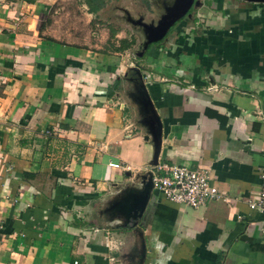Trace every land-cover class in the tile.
<instances>
[{"label": "crops", "instance_id": "1", "mask_svg": "<svg viewBox=\"0 0 264 264\" xmlns=\"http://www.w3.org/2000/svg\"><path fill=\"white\" fill-rule=\"evenodd\" d=\"M47 1H0V264H264L247 205L264 168V0L192 2L161 38L145 28L140 64L41 36ZM156 161L206 169L220 197L167 201Z\"/></svg>", "mask_w": 264, "mask_h": 264}, {"label": "rangeland", "instance_id": "2", "mask_svg": "<svg viewBox=\"0 0 264 264\" xmlns=\"http://www.w3.org/2000/svg\"><path fill=\"white\" fill-rule=\"evenodd\" d=\"M170 1L173 0H146V3L143 0H104L103 7L93 14L87 11L83 0H48V4L45 5V15L42 17L44 27L41 36L74 46L88 48L98 46L99 48L106 41L107 26L111 25L117 29L116 39L133 37L135 40L131 47L119 54L123 55V61L130 62V58L132 61L133 59L137 61L134 54L141 51L145 41L146 25L144 23H156V20L164 14L166 4ZM191 10L192 8L189 9ZM113 42L117 43L115 40ZM130 53L134 58L130 56ZM137 63L140 64V60ZM130 73L132 74L125 71L124 79H122V88H125L127 95L130 91L132 93L135 91L137 94V89L134 90L135 84L125 82V78ZM135 77L136 75L133 79L136 81ZM127 99L130 100V98ZM140 100L143 99L140 98ZM136 117L137 113L133 118Z\"/></svg>", "mask_w": 264, "mask_h": 264}, {"label": "built area", "instance_id": "3", "mask_svg": "<svg viewBox=\"0 0 264 264\" xmlns=\"http://www.w3.org/2000/svg\"><path fill=\"white\" fill-rule=\"evenodd\" d=\"M147 173L152 188L172 203L196 208L208 200L220 197L204 168L192 169L182 164L156 161L147 168ZM257 177L260 182L258 191L253 199L248 200L247 205L264 217V168L258 171Z\"/></svg>", "mask_w": 264, "mask_h": 264}, {"label": "trees", "instance_id": "4", "mask_svg": "<svg viewBox=\"0 0 264 264\" xmlns=\"http://www.w3.org/2000/svg\"><path fill=\"white\" fill-rule=\"evenodd\" d=\"M143 1L146 3V0ZM83 3L86 5V9L89 13L96 14V12L103 7L104 0H83ZM43 20L44 18H42L37 25L38 32L43 30ZM107 31L108 35L106 41L102 44V46L97 48V51L104 54H121L124 50L131 47L135 42L133 37H130V39H127L125 37L116 39L115 34L117 33V29L113 28L111 25L107 26ZM113 40L117 41V43L114 44Z\"/></svg>", "mask_w": 264, "mask_h": 264}, {"label": "water", "instance_id": "5", "mask_svg": "<svg viewBox=\"0 0 264 264\" xmlns=\"http://www.w3.org/2000/svg\"><path fill=\"white\" fill-rule=\"evenodd\" d=\"M198 3L196 0H175L166 12L160 17L157 26L152 27L150 25L145 26L148 30V41H155L163 36L167 28L178 18L187 14V10L190 7L191 3ZM147 197V191L144 192L141 201L139 202V210L144 205V202Z\"/></svg>", "mask_w": 264, "mask_h": 264}]
</instances>
